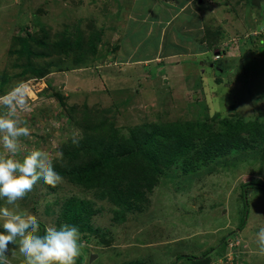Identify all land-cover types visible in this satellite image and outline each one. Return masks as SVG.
Returning <instances> with one entry per match:
<instances>
[{"label":"rangeland","instance_id":"374dc122","mask_svg":"<svg viewBox=\"0 0 264 264\" xmlns=\"http://www.w3.org/2000/svg\"><path fill=\"white\" fill-rule=\"evenodd\" d=\"M259 1L194 0V5L208 9L203 11V28L219 31L215 50L204 52V33L203 38H192V31L165 21L166 38L148 24V41L136 48L137 35L126 32L122 42L133 45L119 51L129 29L123 25L124 14L134 8L142 13L140 0H0V97L21 82L28 86V107L17 116L30 135L20 138L16 158L44 150L55 169L65 167L67 155L77 146L73 134L86 145L85 139L96 137L92 128L104 127L81 119L79 113L72 115L85 106L122 130L231 115L264 126V11L259 20ZM178 23L186 24L184 15ZM100 30L96 51L86 52L78 65L72 57L47 54L30 41L35 55L28 58L44 74L26 71L20 38L39 36L51 43ZM159 40L172 47L160 43L157 52ZM172 51L181 56H166ZM191 51L190 57L180 54ZM5 111L0 106V114ZM242 141L198 167L192 166V154L161 167L151 191L147 183L135 181L131 189L140 209L124 217H116V210L121 211L110 198L109 174L102 184L93 175L83 188L65 177L55 188L41 179L18 203L42 222L41 234L49 226L70 225L65 215L82 210V225L90 221L91 229L78 228L83 247L76 264H195L205 255L200 264H264L256 243V233L264 227V140ZM111 174L117 181L125 176ZM5 205L0 199V206ZM7 254L10 264H24L18 245L10 244Z\"/></svg>","mask_w":264,"mask_h":264},{"label":"trees","instance_id":"16d2710c","mask_svg":"<svg viewBox=\"0 0 264 264\" xmlns=\"http://www.w3.org/2000/svg\"><path fill=\"white\" fill-rule=\"evenodd\" d=\"M263 6L264 0L259 1L257 6V9H261L258 12L259 20L262 18ZM90 22L94 23L93 21ZM206 31H208L206 41L209 48L215 50L219 31L210 32L208 28ZM26 36L27 38L19 39L22 44V48L19 50L20 54L27 57L26 71L40 76L44 74L43 71L32 65L28 58V56L35 55L30 41L45 48L47 54L61 53L67 57H72V63L78 65L86 52L96 51V45H99L102 40V31L92 32L90 36H83L79 32L74 35L73 39L67 38L65 35L66 38L51 43L45 42V37ZM36 54H39L40 57L44 56L42 53ZM71 108L74 109L75 107ZM71 112L72 115L79 113L81 119L91 120L92 125L94 122L103 123L104 127L98 125L92 128L96 137H91L89 140L85 139L86 145L84 142H79L75 149H71L67 155L66 166H57L55 171L82 188L89 185L92 181L90 177L93 175L99 178L98 183L102 184L101 181H104L109 174L108 189L109 193L112 194L110 198L112 203L118 206V210L121 211L116 210V217L120 214L124 217L126 213L132 212L135 208L140 209V202L131 189L135 186V181L147 183L148 190L151 191L150 189L157 183V176L161 171L170 167L180 158L192 154L195 156L192 166L198 167L199 164L228 152L232 147L239 146L243 142L242 138L247 142L248 139L254 142L264 140L263 124L256 120L247 121L238 118V116L235 117L236 115L222 116L214 120L210 118L198 120L186 118L167 122L160 121L159 123H143L122 130L116 128L111 120L105 119L106 117L100 113H95L89 109L88 106L80 109L75 108ZM104 122L110 123L109 127ZM161 167L164 168L161 169ZM111 172H114V175L124 173L125 176L117 181L112 177ZM141 194L140 191V196ZM81 211L80 209L76 210L75 212L78 213L76 215L74 212L68 213L65 218L70 225L79 229L89 228L88 231H90V221L82 225ZM75 217H78L77 220ZM39 222L40 227H44L40 220ZM184 257L190 259L188 256ZM205 257L206 255L202 259ZM202 259L199 260L203 261ZM199 262L195 261L194 263L200 264Z\"/></svg>","mask_w":264,"mask_h":264},{"label":"clouds","instance_id":"9594fccd","mask_svg":"<svg viewBox=\"0 0 264 264\" xmlns=\"http://www.w3.org/2000/svg\"><path fill=\"white\" fill-rule=\"evenodd\" d=\"M219 52V50L217 51ZM28 86L21 82L8 94L0 97V106L6 110L0 114V264H10L9 245H18L24 264H76L83 247L78 227L63 224L59 228L49 226L40 234V222L36 215L23 210L19 201L34 185L43 180L55 188L63 177L55 171L50 153L33 150L22 160L16 158L20 151V138L30 135V129L21 126L17 113L28 107ZM78 134H73L72 143L79 144ZM62 157L61 152H57ZM260 254H264V227L256 233Z\"/></svg>","mask_w":264,"mask_h":264},{"label":"crops","instance_id":"0c3cea01","mask_svg":"<svg viewBox=\"0 0 264 264\" xmlns=\"http://www.w3.org/2000/svg\"><path fill=\"white\" fill-rule=\"evenodd\" d=\"M139 1V0H138ZM148 1V2H147ZM140 2H142L144 9L142 13H140L141 11L138 10L137 8H134L132 10H129L127 14L125 15V19H124V26L128 25L129 29L125 30L122 37H121V44L119 45V51L123 50V48L125 47H132V45L134 44V47L137 48L138 43L140 42H144V41H148L150 38V33H147V25L148 24H152L154 27H157V31L156 34L158 35H163V29H164V21L166 22L165 24H168L170 22L171 25L172 24H176L179 28H181L180 30L184 32V30H187L188 32L192 31L194 36L192 38L195 37H201L203 38L204 34V42L206 43L202 48L205 51L209 50V45L206 41L207 39V35H208V31L207 28H203L202 26V21H203V11L208 10L205 6L202 5H194L193 2L194 0H140ZM19 9V6H18ZM112 9V8H111ZM149 11L153 12V17L150 14ZM167 12L169 13V15H166ZM182 15H184V19L186 20V24L185 25H180L179 22V17ZM165 16H167V18H165ZM172 20V21H171ZM119 25L122 23H118ZM155 24H157L155 26ZM161 24V25H159ZM146 28V29H145ZM190 30V31H189ZM126 32H130L132 34H136L137 38H136V42L131 44V42L129 40H126V42H129L130 44H124L123 38ZM192 32H190L192 34ZM204 33V34H203ZM168 36V34L163 35V38H166ZM185 37V35H183ZM172 36L168 37L171 38ZM182 37L181 39V44H185L186 42L184 41V43H182L183 40H185V38ZM202 40V39H201ZM160 43H164L161 42L160 40L157 42V47H160ZM164 45L168 46V47H172V44L170 43H164ZM157 49V52H159V50L161 49ZM206 48V49H205ZM198 49V48H197ZM163 50V49H162ZM192 53L186 54V53H181L180 54H185L186 56H192L194 55L193 51H191ZM178 54L177 51H172V53L170 54H166V56L168 57H174V56H181V55H176ZM220 55V53L218 52L217 55ZM222 56V55H221ZM221 59V57H220ZM180 62H177L176 64L179 66L180 64H178Z\"/></svg>","mask_w":264,"mask_h":264},{"label":"water","instance_id":"95a60500","mask_svg":"<svg viewBox=\"0 0 264 264\" xmlns=\"http://www.w3.org/2000/svg\"><path fill=\"white\" fill-rule=\"evenodd\" d=\"M216 53H217V52H216ZM94 257H95V256H94ZM94 257H93V258H94Z\"/></svg>","mask_w":264,"mask_h":264}]
</instances>
